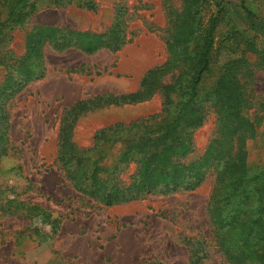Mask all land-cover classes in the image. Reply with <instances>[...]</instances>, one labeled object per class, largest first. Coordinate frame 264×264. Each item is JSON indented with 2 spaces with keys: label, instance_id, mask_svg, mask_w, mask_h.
Here are the masks:
<instances>
[{
  "label": "rangeland",
  "instance_id": "obj_1",
  "mask_svg": "<svg viewBox=\"0 0 264 264\" xmlns=\"http://www.w3.org/2000/svg\"><path fill=\"white\" fill-rule=\"evenodd\" d=\"M31 1L36 9L28 18L0 26V264H190L192 258H202L201 264H226L213 240L212 171L193 191L105 207L75 191L57 162L61 132L68 135L65 143L88 149L96 133L116 124L149 119L147 125L171 116L162 112L157 91L148 90L144 100L113 98L138 92L150 70L163 68L161 84L178 74L179 54L168 53L165 37L184 32L183 17L171 22L186 13L183 0H94V12ZM218 11L216 54L210 73L202 77L200 94L211 90L225 63L244 57L252 66L257 54L264 57V0H205L193 9L200 32ZM117 21H123L126 37L118 50L85 53L52 47L57 35H100ZM252 74L247 115L256 136L246 141L245 150L250 166L264 167V71L254 69ZM176 103L172 96V107ZM215 121L208 109L183 163L206 153L216 137ZM124 144L108 140L91 158L113 169ZM134 172L129 165L120 180L128 184Z\"/></svg>",
  "mask_w": 264,
  "mask_h": 264
},
{
  "label": "trees",
  "instance_id": "obj_2",
  "mask_svg": "<svg viewBox=\"0 0 264 264\" xmlns=\"http://www.w3.org/2000/svg\"><path fill=\"white\" fill-rule=\"evenodd\" d=\"M183 2L186 13L176 14L171 21L177 23L183 17V34L171 36L168 32L165 37L168 53L176 50V55L179 54L178 74L161 84L158 75L163 68L150 70L142 78L138 92L113 98L124 103L144 100L148 90L157 91L162 96V112L171 116L147 125L144 124L149 119L126 126L116 124L96 133L93 146L88 149L65 143L68 135L61 132L57 162L64 179L75 191L105 207L147 195L193 191L212 171L215 182L210 212L214 210L217 222L213 231L217 251L226 264H264V167L250 166L245 150L246 141L256 136L253 120L247 115L252 108L248 83L254 69L264 71V57L257 54L258 62L252 66L244 57L225 63L211 90L198 93L202 77L210 73L216 54L215 33L222 8L221 3H215L220 12L209 17L206 29L200 32L193 9L205 0ZM50 3L55 8L96 10L94 0H50ZM0 5L5 9V20L0 21V26L18 24L36 9L31 0H0ZM168 14L172 17L174 13L168 9ZM54 41L52 47L57 50L75 47L91 53L102 48L118 50L126 43V37L123 21H117L100 35L74 34L71 39L57 35ZM172 96L177 98L175 107ZM208 109L216 116V137L200 159L183 163L192 150L191 137L204 124ZM133 129L135 133H131ZM108 140L125 143L113 169L104 168L98 159L91 158ZM129 165L135 166V172L125 184L120 176ZM201 259L192 258L190 264H201Z\"/></svg>",
  "mask_w": 264,
  "mask_h": 264
}]
</instances>
